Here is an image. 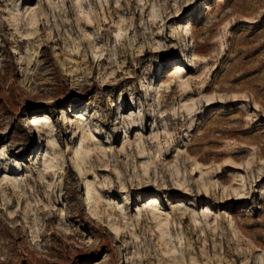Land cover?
Segmentation results:
<instances>
[{
  "label": "rangeland",
  "instance_id": "374dc122",
  "mask_svg": "<svg viewBox=\"0 0 264 264\" xmlns=\"http://www.w3.org/2000/svg\"><path fill=\"white\" fill-rule=\"evenodd\" d=\"M2 148L0 264H264V0H0Z\"/></svg>",
  "mask_w": 264,
  "mask_h": 264
},
{
  "label": "bare ground",
  "instance_id": "6f19581e",
  "mask_svg": "<svg viewBox=\"0 0 264 264\" xmlns=\"http://www.w3.org/2000/svg\"><path fill=\"white\" fill-rule=\"evenodd\" d=\"M80 7L82 8V4L80 5ZM158 10V3H154V5H153V8L151 9V17H152V19H154V20H156L157 18H159V11H157ZM185 13V11H182V9H180V10H178L177 11V15H174V17H176V16H181L182 14H184ZM88 17V20H90L91 21V19L89 18L90 16L89 15H87ZM250 22H254L255 20L254 19H250L249 20ZM30 22V24H34V22H33V18L31 19V21H29ZM127 28V27H126ZM182 28V30H184V32H185V35H187V34H190L191 33V28L189 27V25H186V26H182L181 27ZM185 28V29H184ZM122 30H123V28H121L120 27V29H119V31L118 32H116V34L118 35V36H120L121 35V32H122ZM126 30V29H125ZM181 30V29H180ZM126 32V31H125ZM120 34V35H119ZM189 36V35H188ZM190 38V37H189ZM188 45V44H187ZM185 46H186V44H185ZM93 51L97 54L98 52H97V47L96 46H94L93 45ZM194 52V51H193ZM192 57L194 58H191V60L194 62V64H196V61L197 60H202V61H205V57H201L200 55H198V54H195V53H193L192 54ZM191 61V62H192ZM197 65V64H196ZM214 68H216V65L214 66ZM179 69H181V71L183 70L182 69V66L179 64V63H176V69H175V74H179ZM175 76H177V75H175ZM173 77V76H171L169 79H167V80H164L163 81V84H164V86L165 87H167L168 89H170V88H172L174 85H176V83L175 84H173V82H174V79L176 78V77ZM180 77V80L178 81V84H179V86H181L182 88H184V89H189V88H191L190 87V85H191V80L190 79H185L184 80V78L182 77V76H179ZM157 85V84H156ZM156 85H154L155 87H153V88H156V90H157V86ZM152 88V89H153ZM151 90V89H150ZM155 90V89H154ZM147 91V90H146ZM147 94H148V96H150L151 95V92H147ZM114 103V102H113ZM117 104V103H116ZM115 104V105H116ZM258 106V103H256V107ZM243 107V106H242ZM128 107H126V109H127ZM193 108L194 107H190V106H186V109L188 110V111H192L193 110ZM121 110V109H120ZM84 113V111L82 112V114ZM254 114V113H253ZM130 118H131V121L133 120V121H135V118H133V115H130L129 116ZM73 120V119H72ZM86 121H87V118L85 117V115L83 114L81 117H80V119H78L77 121H75V124H76V127H77V129H80L81 127H83L85 124H86ZM135 123V122H134ZM198 124H199V122H197L196 121V119L194 118V122L190 125V128L192 129V130H195L196 128H197V126H198ZM48 126V125H47ZM86 127V126H85ZM49 129V128H48ZM81 130H82V146H81V148L79 149V150H77L76 152H75V155H74V158H75V161H76V165L78 166V168H79V170L80 171H85V167H82V165H81V162H83V163H88V161H87V159H90L91 158V153H92V150L88 147V148H85V146H84V144H85V142L86 141H88V140H90L91 141V138L92 137H94L93 136V134L91 133V132H89L88 130H86L84 127L83 128H81ZM53 131H54V129L52 128V127H50V133H53ZM49 143V142H48ZM145 144V143H144ZM137 146L138 147H140V148H142L141 149V153H145V147L144 146H142L140 143L138 144L137 143ZM6 151H7V149L6 148H2L1 150H0V153H4V155H6L5 153H6ZM180 151V150H179ZM186 152V151H185ZM188 153H190V152H188ZM47 154L48 155H50V156H52V158H51V160H50V162H49V160H46L45 162H49L50 164L49 165H47L46 166V169H48V168H52V169H54L55 167H56V165L58 164V158H57V154H56V152L55 151H53V147H51L48 151H47ZM185 154H187V152L185 153ZM47 155V156H48ZM179 156H180V152H178V154L176 155V157H175V162H172V163H170V167L172 168V170H173V174H178L179 175V173H180V166H179V163H178V161H179ZM190 157H191V154H190ZM193 162V161H192ZM91 163V162H90ZM151 162H146V163H144L143 164V166H142V170H143V172H144V174H145V176L147 177V176H150L151 175V170H152V168H151ZM193 169H192V173H194L195 171H200V170H202V165H201V163H200V161H198L196 158H195V160H194V162H193ZM219 168V167H218ZM194 175V174H193ZM45 176V175H44ZM203 179V178H202ZM5 180L6 181H8V182H11V184L13 185V187L14 188H17V185H16V179L14 180V179H10L9 177H6L5 178ZM18 181V180H17ZM90 182V181H89ZM107 182V181H106ZM146 182H149L148 180L146 181ZM105 185H107V183H104ZM103 184V185H104ZM101 185V184H100ZM111 185V184H110ZM202 185L205 187H207V183L206 182H203L202 183ZM86 188H87V199H88V201H89V203H90V208L91 207H93V206H99L101 203H104L105 202V196L102 194V192H101V187L99 186V183H97L96 181H92V183L90 182V183H87L86 184ZM244 187H245V185H242V189H244ZM235 190V192H237V196H238V198H245L246 196L245 195H243V192H242V190H240L239 192H238V189L237 188H235L234 189ZM235 200V199H234ZM156 201V200H155ZM92 203V204H91ZM109 205H111V204H109ZM152 206H153V210H152V212H153V217H154V219L158 222V224H157V226L159 227V229H160V232H161V234H162V237L164 236V235H170L171 234V228H170V222H169V218L167 217V219H164V220H161L160 218H161V215H158L157 213H156V209H155V207H156V205H155V203L154 204H151ZM95 208V207H94ZM29 212V211H28ZM92 213L95 215V210H92ZM14 214V211H10V215H13ZM229 217H231V215H229ZM230 224H231V226L233 227V229H236V227H235V225L237 224V219H235L234 217H231L230 218ZM113 226H115V225H113ZM116 229V231L119 233L120 232V230H121V228H122V226L121 225H117V227H115ZM125 228V227H124ZM170 243H172L171 241H168L167 242V245H169ZM178 251V248L176 247L174 250H173V252L174 253H176ZM169 252H172V251H169Z\"/></svg>",
  "mask_w": 264,
  "mask_h": 264
}]
</instances>
